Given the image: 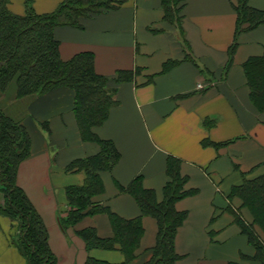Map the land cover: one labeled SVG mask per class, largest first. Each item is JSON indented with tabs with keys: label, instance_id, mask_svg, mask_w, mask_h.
Returning <instances> with one entry per match:
<instances>
[{
	"label": "crops",
	"instance_id": "obj_1",
	"mask_svg": "<svg viewBox=\"0 0 264 264\" xmlns=\"http://www.w3.org/2000/svg\"><path fill=\"white\" fill-rule=\"evenodd\" d=\"M10 0L13 14L54 12L65 0ZM239 0H184L181 25L164 19L161 0H124L117 8L82 17L80 25H58L60 55L70 60L91 52L94 69L109 79L115 104L93 128L113 142L120 158L100 170L103 193L93 197L124 219L141 215L136 199L121 189L137 177L164 199L167 162L179 160L187 195L176 203L187 216L177 230L176 264H259L254 245L236 215L254 216L235 190L264 177V23L237 29ZM264 11V0H248ZM245 23L242 27L248 26ZM16 82L0 90V105L22 122L32 139L31 154L18 169L17 183L41 214L58 264H85L87 258L125 260L118 249H87L77 231L94 227L114 235L106 212L87 215L64 230L69 209L66 189L82 185L76 161L96 156L101 145L84 139L75 113V92L60 86L17 98ZM143 235L135 258L142 264L157 243L158 221L142 217ZM254 225H258L254 223ZM16 222L0 215V264H30L19 245Z\"/></svg>",
	"mask_w": 264,
	"mask_h": 264
},
{
	"label": "trees",
	"instance_id": "obj_2",
	"mask_svg": "<svg viewBox=\"0 0 264 264\" xmlns=\"http://www.w3.org/2000/svg\"><path fill=\"white\" fill-rule=\"evenodd\" d=\"M184 0H161L164 19L181 25V2ZM30 0L27 1L29 3ZM124 0H65L52 13L39 14L29 5L27 14H13L9 9L10 0H0V90L5 91L11 82H16L17 98L41 95L49 90L65 86L75 92V113L81 135L84 139L94 138L101 145L98 155L73 163L70 169L79 165L86 174L82 185L68 186L66 196L69 209L59 217L64 230L75 226L87 215L106 212L110 216L114 235L103 238L94 227L77 231L87 249H120L125 260L112 263L89 256L85 264H128L139 247L144 232L142 217L151 215L158 221L157 243L151 257L142 264H176L180 255L175 249L177 230L187 216L177 210L178 200L187 195L184 186L187 177L179 171V160L170 157L167 162L169 181L164 188V199H156L155 191L144 188L141 177L121 187L137 201L141 215L124 219L112 212L108 206L96 203L93 197L103 193L104 185L100 170H112L120 154L107 139L96 136L93 128L108 118L115 104L114 89L109 79L94 69V55L84 52L70 60L60 55L59 41L54 36L58 25H80L82 17L99 14L117 8ZM237 29L231 54L236 48L241 30L252 29L264 23V11L248 5V0H239L236 6ZM245 23L249 25L242 27ZM32 139L25 125L15 120L0 105V191L4 195L1 213L17 223L19 245L30 264H58L57 256L49 243V232L45 222L26 192L17 183L21 162L31 154ZM254 216L253 223H247L236 215L249 241L254 245V260L264 264V246L246 225L254 223L264 228V177L245 182L235 190ZM253 229V228H252ZM257 234V233H256ZM258 236V235H257ZM260 238V237H259Z\"/></svg>",
	"mask_w": 264,
	"mask_h": 264
},
{
	"label": "rangeland",
	"instance_id": "obj_3",
	"mask_svg": "<svg viewBox=\"0 0 264 264\" xmlns=\"http://www.w3.org/2000/svg\"><path fill=\"white\" fill-rule=\"evenodd\" d=\"M0 205H4V195H3V193L1 191H0ZM0 215L7 216V215H4V213H1V209H0ZM16 225H17V223H16ZM17 228H18V226H17ZM248 228L251 229L255 233L258 241L262 242L263 246H264V228H263V226H261V225H251L250 226V225L247 224L246 225V229H248Z\"/></svg>",
	"mask_w": 264,
	"mask_h": 264
}]
</instances>
